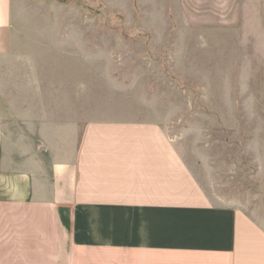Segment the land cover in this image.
Listing matches in <instances>:
<instances>
[{
    "label": "rangeland",
    "instance_id": "1",
    "mask_svg": "<svg viewBox=\"0 0 264 264\" xmlns=\"http://www.w3.org/2000/svg\"><path fill=\"white\" fill-rule=\"evenodd\" d=\"M12 29L10 93L85 122L163 124L264 228V0H14Z\"/></svg>",
    "mask_w": 264,
    "mask_h": 264
},
{
    "label": "crops",
    "instance_id": "2",
    "mask_svg": "<svg viewBox=\"0 0 264 264\" xmlns=\"http://www.w3.org/2000/svg\"><path fill=\"white\" fill-rule=\"evenodd\" d=\"M13 8L0 0V264H264V228L195 175L163 124L85 122L8 91Z\"/></svg>",
    "mask_w": 264,
    "mask_h": 264
}]
</instances>
